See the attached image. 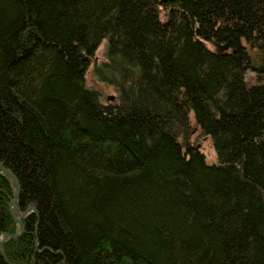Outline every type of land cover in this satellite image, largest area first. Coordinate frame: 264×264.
<instances>
[{
  "label": "trees",
  "instance_id": "trees-1",
  "mask_svg": "<svg viewBox=\"0 0 264 264\" xmlns=\"http://www.w3.org/2000/svg\"><path fill=\"white\" fill-rule=\"evenodd\" d=\"M0 164L9 264H264V0H0Z\"/></svg>",
  "mask_w": 264,
  "mask_h": 264
},
{
  "label": "rangeland",
  "instance_id": "rangeland-1",
  "mask_svg": "<svg viewBox=\"0 0 264 264\" xmlns=\"http://www.w3.org/2000/svg\"><path fill=\"white\" fill-rule=\"evenodd\" d=\"M104 45H105V41L102 40L96 47L94 51V55H93L94 63L105 61ZM92 69H93V66L92 64H90L85 72L86 85L88 87L99 88L103 95L113 94L112 88L104 85V83H101L97 80ZM252 79H253V75L249 71L245 72V75H244L245 82L248 84L251 82ZM190 139H191V142L192 141L195 142V147L197 146L198 147L197 149L203 154L206 164L211 165L212 163L215 162V155H214L213 150L211 149V145L207 137H200L198 136V132L195 131L193 132L192 136H190Z\"/></svg>",
  "mask_w": 264,
  "mask_h": 264
},
{
  "label": "water",
  "instance_id": "water-1",
  "mask_svg": "<svg viewBox=\"0 0 264 264\" xmlns=\"http://www.w3.org/2000/svg\"><path fill=\"white\" fill-rule=\"evenodd\" d=\"M215 48H216V53L223 54L228 48V43L215 44ZM108 99H112V96H109ZM195 148L197 149L198 147L196 146ZM0 173L5 177V179H7L10 182V186L12 189V197L8 203V211L12 220L16 223L18 227V231L16 234L13 235H8L5 233L1 234L0 241H5L7 239L16 240L23 232L22 220L27 214L33 213L34 211L32 208H29L24 212L19 211L17 207L18 190H19L18 183L15 177L8 170H6L1 164H0ZM0 256L5 261V263L9 264L5 259L1 245H0Z\"/></svg>",
  "mask_w": 264,
  "mask_h": 264
}]
</instances>
